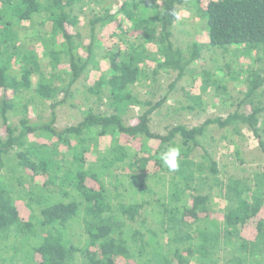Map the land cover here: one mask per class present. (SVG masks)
<instances>
[{
    "label": "trees",
    "instance_id": "obj_1",
    "mask_svg": "<svg viewBox=\"0 0 264 264\" xmlns=\"http://www.w3.org/2000/svg\"><path fill=\"white\" fill-rule=\"evenodd\" d=\"M84 1L0 0V264H264V168L221 178L205 141L212 124L239 136L246 130L264 158V0L188 2L205 20L206 45L218 50L213 56L223 59L225 68H216L224 76L242 74L230 68L235 56L254 53V62L232 112L192 127L177 123L164 134L149 126L159 101L149 105L132 86L144 80L145 59L175 70L177 79L200 74V44L185 54L172 39L177 5L185 0H122L113 13L105 5L89 18L87 44L75 32ZM111 23L120 32L112 30L117 38L104 46L95 30ZM31 35L42 45V66L35 49L18 43ZM148 44L156 50L146 55ZM61 63L69 69L63 88L56 82ZM202 73L201 82L222 96L223 85ZM90 74L81 119L56 127L57 106ZM93 96L103 102L94 105ZM35 99L47 103L44 121L28 117ZM137 106L144 111L127 124L124 115ZM11 113L20 115L16 125ZM170 145L181 148L177 171L159 159ZM213 188L224 202L220 214ZM146 215L154 228L145 225Z\"/></svg>",
    "mask_w": 264,
    "mask_h": 264
},
{
    "label": "rangeland",
    "instance_id": "obj_2",
    "mask_svg": "<svg viewBox=\"0 0 264 264\" xmlns=\"http://www.w3.org/2000/svg\"><path fill=\"white\" fill-rule=\"evenodd\" d=\"M122 0H86L83 4V8L79 12V25L75 32L78 33V38L83 44L88 43L90 24L89 18L93 16L96 11H100L101 8L108 6L110 12H116L120 6ZM144 2H153L157 5H162L164 0H143ZM190 0H185L184 4L177 5L178 13L173 25V41L179 45L185 54H187L188 46L192 45L193 42L200 44L201 58L197 59L196 66L200 68V74L184 76L180 79L176 78L177 72L172 69H155V63L151 59H145L141 67L146 72L143 81H139L132 86L133 92L138 95L141 100H147L149 105L153 106L159 101V106L151 113L149 126L152 132L164 134L167 129L171 126L182 123L187 127H192L201 124L207 118L214 117H225L229 112L235 109L236 102L242 97V93L246 86V71L247 67H251L254 62V53L250 55H240L234 57V63H232L231 69L236 71L241 69L242 74H237L234 77L225 75L224 70H218L219 66H223V59L221 61L217 60L216 56H213L217 51H213L209 46H207V34L205 28V20L193 15L191 8L188 5ZM120 17V16H119ZM40 18H36V24ZM123 27H127L129 22L123 20ZM28 24V23H27ZM25 23V25H27ZM115 23H111L105 27L97 28L95 33H97L99 39L102 40L104 46H112L111 38L112 30H116L119 34L120 30L115 29ZM39 28L40 26H35ZM43 27V26H42ZM44 30H49V25H45ZM27 34H31V30L27 31ZM32 35L29 37L19 38V45L24 42V47L29 49H35L34 51L40 57L41 66L46 58L42 57V45L38 41L32 39ZM147 53L156 50L153 44H148L146 46ZM81 53H84L82 50ZM157 57V56H156ZM264 62V59L262 60ZM263 64V63H262ZM67 64L61 63L59 66V77L56 82L62 88L68 81L69 69ZM218 66V67H217ZM263 66V65H262ZM217 67V68H216ZM101 68L106 69L107 63L105 61L101 62ZM223 68H225L223 66ZM155 71L153 72V70ZM208 70L209 77L212 80H216L217 83L223 85V91L219 95L220 90L217 94L214 92L212 86H206L201 82L203 78L204 71ZM232 75V74H231ZM196 76V77H195ZM94 78L93 74H90L86 78H80L72 84L70 87V93L66 96L67 101L57 106L56 109V120L55 126L61 128L66 125L77 123L82 117V110L85 109V96L88 94L86 91V84ZM35 77H33V81ZM172 85V87H170ZM8 96H10V90L6 91ZM0 91V96H1ZM63 97V92L61 91L57 95V99ZM222 99H221V98ZM38 98V97H35ZM264 99V96L262 97ZM94 105L102 103L103 101H95V97H90ZM144 106H137L132 108L124 115V121L127 124H134L137 122V117L144 111ZM100 110L109 113L110 108L106 105H101ZM242 111L249 110L248 106H242L240 108ZM28 117L33 122H41L46 120L49 114V109L47 103L40 104L39 100L35 99V104L29 107ZM10 123L16 125L20 115L12 114L9 116ZM3 127L0 125V137H3ZM205 141L208 145V150L213 159L218 162L222 173L219 175L221 178H226L228 176H238L243 177L249 174L253 169L264 168V158L260 152L256 140L253 135L242 130L241 136L231 132L229 128H220L215 124L208 127L205 132ZM154 144V143H151ZM235 144V145H234ZM107 142L102 141L100 148L101 150H106ZM237 150L239 152L237 158ZM237 158V159H236ZM151 166V165H150ZM150 168V167H149ZM213 179L210 178L208 186L212 185ZM200 188V184H199ZM216 188L212 189V196L214 200L212 201V207L216 213L220 214L224 208L223 200L215 196ZM200 193V189H199ZM18 206L22 211L23 215L27 214V210L21 202H18ZM145 225L152 228L155 227V223L150 215L144 217ZM139 221V219L137 220ZM253 235V234H252ZM7 255L8 252H3Z\"/></svg>",
    "mask_w": 264,
    "mask_h": 264
},
{
    "label": "clouds",
    "instance_id": "obj_3",
    "mask_svg": "<svg viewBox=\"0 0 264 264\" xmlns=\"http://www.w3.org/2000/svg\"><path fill=\"white\" fill-rule=\"evenodd\" d=\"M181 148L179 145H170L159 153V159L164 167L170 171H177L180 167Z\"/></svg>",
    "mask_w": 264,
    "mask_h": 264
}]
</instances>
